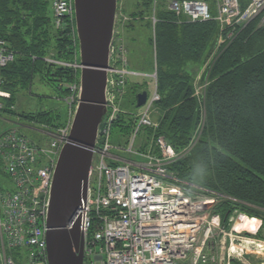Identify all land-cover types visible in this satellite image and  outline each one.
<instances>
[{
    "label": "built area",
    "instance_id": "obj_1",
    "mask_svg": "<svg viewBox=\"0 0 264 264\" xmlns=\"http://www.w3.org/2000/svg\"><path fill=\"white\" fill-rule=\"evenodd\" d=\"M121 1L117 0L110 44L107 115L94 148L87 194L74 218H79L87 264H251L249 257L254 254L256 264H264V252L258 250L261 240L248 241L236 229V218L241 212L235 211L227 228L220 215L214 213L224 196L181 181L169 171V165L180 154L164 137L152 135L146 144L144 133L137 143L143 128H157L153 121L155 104L161 98L157 86L142 110L134 113L136 124L128 143L123 146L111 141L129 80L146 75L130 67L127 45L117 34ZM164 3L166 10L189 22L216 21L222 44L264 12V0ZM159 5L160 0H153L154 12ZM52 7L53 26H70L76 37L74 0H52ZM152 20L157 21L155 15ZM15 57L16 51L0 36V67H6ZM44 59L69 64L50 57ZM73 64L81 68L79 61ZM151 76L156 82L157 74ZM207 84L203 83L200 90L195 88L196 97L204 94ZM70 89L72 95L65 98L69 107L66 124L51 132L53 136L45 145L31 141L18 126L0 134V168L11 183L10 191L0 189V264H49L46 235L52 183L79 102L80 82ZM0 98L10 99L11 93L0 88ZM114 152L126 153L129 161L119 162ZM72 225L73 222L67 228ZM246 244L256 247V251Z\"/></svg>",
    "mask_w": 264,
    "mask_h": 264
},
{
    "label": "trees",
    "instance_id": "obj_2",
    "mask_svg": "<svg viewBox=\"0 0 264 264\" xmlns=\"http://www.w3.org/2000/svg\"><path fill=\"white\" fill-rule=\"evenodd\" d=\"M142 1L144 9L133 15L127 29L130 67L144 72L136 67L141 63L149 66L144 73L157 74L161 97L155 104L158 114L153 115L157 128L147 129L148 136L154 132L164 137L180 154L168 167L177 179L224 196L214 208L224 226L230 228L229 218L241 212L236 229L255 238L250 232L259 222L264 225V12L220 45L204 94L196 97L189 66L202 63L218 46V23L178 18L164 8V0L154 12L153 0ZM52 22V0H0V36L16 51L14 61L0 67V88L11 93L10 99L0 98V112L12 114L18 93L29 90L35 77L56 87L61 99L71 96L70 86L80 82L74 69L44 59L79 61L78 37L72 35L70 26L57 29ZM137 85L128 84L134 113L139 109L136 95L142 90L150 93L146 85L141 89ZM65 110L68 117L69 107ZM60 111L55 106L22 117L54 133L64 124L58 123L65 118ZM135 124V116L125 114L115 122L112 132L116 129L126 138L123 146ZM199 125L198 140L190 148ZM0 172L6 175L1 168Z\"/></svg>",
    "mask_w": 264,
    "mask_h": 264
},
{
    "label": "water",
    "instance_id": "obj_3",
    "mask_svg": "<svg viewBox=\"0 0 264 264\" xmlns=\"http://www.w3.org/2000/svg\"><path fill=\"white\" fill-rule=\"evenodd\" d=\"M117 8V0H74L81 92L52 183L46 235L49 264H84V236L79 218H74L87 194L94 148L107 115V69ZM147 100V91L138 93L137 108Z\"/></svg>",
    "mask_w": 264,
    "mask_h": 264
},
{
    "label": "rangeland",
    "instance_id": "obj_4",
    "mask_svg": "<svg viewBox=\"0 0 264 264\" xmlns=\"http://www.w3.org/2000/svg\"><path fill=\"white\" fill-rule=\"evenodd\" d=\"M142 4H143L142 0H123V1H121V4L119 6V17H118L119 22L117 23V29H118L117 34L120 37H122V39L124 38L123 40L125 41V43L127 45V49H128V57H129V46H128V44L131 46V42L129 40L130 32H128L127 25L132 20L133 15L140 14L142 9H144V7H142ZM137 17H139V16H137ZM261 23H263V22H261ZM217 42H218V44H222L219 40V37H218ZM132 46H133V44H132ZM138 46L140 49L143 48V45L139 44ZM219 46L220 45L213 47L212 53L202 63H200L198 65L194 64V65L189 66V71H191L194 74L193 84H194L195 88L200 90L202 88L203 83H208L207 79H208V75H209V69H210L212 63L214 62L216 55L218 54ZM63 63H65V62H63ZM73 63H75V62H73ZM73 63H69L68 66L70 68L74 69L76 74H80V69H77L76 67H74ZM137 64H138V66H136V67H138L137 69H139V67H141V69H143L141 71H144V72L149 70V69L145 70V68H149V66H144L141 63H137ZM63 66H67V65H63ZM144 74H146V75L140 76L138 78H132L129 80V82H131V84L134 82H137L138 83L137 86H139L138 89H141L140 88L141 86L146 85L148 87L149 91L153 92V90L155 89V87H154V81L155 80L153 79V77L151 75H153L154 73H144ZM129 82H128V84H129ZM128 84H127V87L125 89L126 90L125 97H123L122 102H121L122 112L120 113V115L125 114V115L134 116V114H132V113H134V111H132L133 109L130 107V103H129V100L132 97L127 96V94L129 95ZM68 86H66V87H68ZM58 91L59 90H57L56 87L48 85L44 81L42 82L40 80V77H35L32 85H31V88L29 90H24V91H21L18 93V95L16 97V102H15V109L12 112V114L0 112V134L3 133L4 131L8 130L9 128L13 127V126H18L20 131L23 134H25L31 141H33L37 144H44L45 142L47 143L48 136L50 135V137H51L52 133L49 130H46L45 126L37 123V121L30 120V119H29L30 120L29 121L26 118H24V116L22 117V114L28 115V113H30V112H42V111H46L47 109L54 108L56 106L61 110L60 113L63 114L65 117L64 119H59L61 121H58V123L61 124L64 122V124L62 125V126H64L66 124V119H67V112L65 109L68 105H67L65 99H61L58 97V95H57ZM61 91L62 90H60L59 93H61ZM142 91H145V90H142ZM138 110H142V107L139 108ZM158 111H159L158 107L155 106L153 115L154 114L157 115ZM204 116H205V113L203 111V114L201 115V119L203 118V120H204ZM62 126H60V127H62ZM200 127H201L200 125L197 127V130L193 134V139H192L191 143L189 144V146L192 147L197 142L198 136H199L198 132L200 130ZM154 130H156V128ZM144 133H146L145 134V140L147 141L146 144L149 142V136L147 133V129L143 128L141 130L140 134L138 135L137 143L139 142V139L143 136ZM152 135L156 136L154 132L152 133ZM111 138H112L111 141L113 143H117V142H120L122 144L126 143V138L123 137V135H121L120 133H118L116 131V129L113 130ZM142 138H144V137H142ZM92 185L93 186L96 185L95 179H93ZM0 189L4 190V191H10L11 190V183H10L8 176L4 175L1 172H0ZM248 218L250 220H256V219L249 217V216H248ZM237 223L238 222L236 220L235 224H237ZM262 225H263V222L261 221V222H259L258 226L255 228V230H252L250 232L251 235L255 236L256 239L254 237H250L249 239H253L254 241L260 239L261 242H259V243H264L263 242L264 239L259 238V236L257 235V234L264 235V225L263 226ZM251 249H252V251H256V247H251ZM255 256L256 255L254 254L253 257H249L251 264H256V261L254 258ZM95 264H100V262H96Z\"/></svg>",
    "mask_w": 264,
    "mask_h": 264
},
{
    "label": "crops",
    "instance_id": "obj_5",
    "mask_svg": "<svg viewBox=\"0 0 264 264\" xmlns=\"http://www.w3.org/2000/svg\"><path fill=\"white\" fill-rule=\"evenodd\" d=\"M184 19L186 20V18L184 17ZM135 78H138V77H135ZM132 79V78H131ZM154 79V78H153ZM155 80V79H154ZM155 86H157V81L155 82L154 81V87ZM194 88H195V86H194ZM154 91V90H153ZM152 94V91H150V93H148V97L150 96V95ZM45 130V129H44ZM45 132V131H44ZM48 134V133H47ZM49 135V134H48ZM50 135L48 136V141L47 142H49V140H50ZM46 144V142L44 143V144H40V145H45ZM114 155L116 156V157H118L119 158V162H126V161H129V159H130V157L126 154V153H124V152H114Z\"/></svg>",
    "mask_w": 264,
    "mask_h": 264
},
{
    "label": "bare ground",
    "instance_id": "obj_6",
    "mask_svg": "<svg viewBox=\"0 0 264 264\" xmlns=\"http://www.w3.org/2000/svg\"><path fill=\"white\" fill-rule=\"evenodd\" d=\"M75 11V10H74ZM115 30V29H114ZM76 32H77V28H76ZM79 61H80V56H79ZM80 73H81V68H80ZM81 85V84H80ZM81 92V90L79 91V93ZM1 110V109H0ZM7 111V110H6ZM22 120V119H21ZM176 161V160H175ZM174 161V162H175ZM238 217V216H237ZM246 240H248V241H254L253 239H249V238H246ZM258 245H259V248H258V250H259V252H264V243H258ZM246 246L248 247V248H251L250 246H248V244H246ZM236 248V247H235ZM237 249V248H236ZM84 264H87V260H86V258H85V256H84Z\"/></svg>",
    "mask_w": 264,
    "mask_h": 264
}]
</instances>
